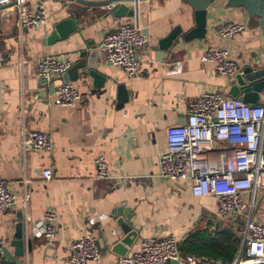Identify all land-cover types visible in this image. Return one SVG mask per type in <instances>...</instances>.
I'll return each mask as SVG.
<instances>
[{
	"label": "crops",
	"instance_id": "crops-1",
	"mask_svg": "<svg viewBox=\"0 0 264 264\" xmlns=\"http://www.w3.org/2000/svg\"><path fill=\"white\" fill-rule=\"evenodd\" d=\"M27 1L44 4L45 26L19 28L13 0H0L4 11H0V178L18 198L0 214V244L12 250L9 242L22 215L26 236L32 241L24 264H70L69 243L86 232L96 238L100 264H116L121 255L112 251V242L122 237L117 222L131 219L138 234L126 254L137 250L143 239L174 234L181 256L192 254L222 264L238 259L243 264H264V256L249 261L244 252L249 210L220 216L214 198L194 197L189 182L162 179L158 167L166 147L165 129L184 123L190 101L205 91L222 90L232 97L233 77L220 75L200 60L207 48L228 49L240 67H264V33L246 10L213 0L203 37L185 40L180 35L168 50H162L160 39L174 27L182 33L194 27L189 0H133L134 14L121 17L113 16L107 5ZM70 17L76 29L51 40L55 25ZM126 21L149 38L148 48L141 52L142 71L128 76L104 63L98 51L93 60L105 76L102 81L97 82L85 68L78 69V76L71 73L66 82L78 88L81 101L72 107L56 105L54 90L63 77L41 84L36 60L51 55L70 60L71 66L80 60L87 66L103 34ZM225 21L243 23L245 28L232 38L222 37L215 25ZM256 98L264 102V86ZM30 131L47 132L52 149L25 150L22 139ZM100 155L108 165L106 179H94V159ZM45 168L51 169V180L42 179ZM46 210L56 213L52 241L32 237L30 231L31 222ZM250 214L264 222V189L254 195Z\"/></svg>",
	"mask_w": 264,
	"mask_h": 264
},
{
	"label": "built area",
	"instance_id": "built-area-1",
	"mask_svg": "<svg viewBox=\"0 0 264 264\" xmlns=\"http://www.w3.org/2000/svg\"><path fill=\"white\" fill-rule=\"evenodd\" d=\"M12 6L19 28L37 29L48 22L41 1L31 5L27 0H13ZM111 6L107 5V8ZM244 28L243 23L232 21L215 25L216 32L226 38H232ZM148 45L149 38L142 29L126 21L114 31L104 33L97 50L102 53L104 63L117 66L132 77L142 71L141 52ZM200 60L226 77H233L240 69L226 48H207ZM71 64L64 57L46 55L36 60V75L48 82L54 77H62ZM54 94V103L62 107L75 106L82 99L78 88L66 81L55 88ZM165 137L166 147L158 159L160 177L189 182L194 197L214 198L220 216L243 214L249 210L243 237L244 252L249 261L261 260L264 256V222L253 219L250 212L254 195L264 189V102L252 104L240 97H229L222 90L205 91L189 102L184 123L165 129ZM22 146L28 151H49L52 139L47 132L30 131L23 136ZM94 166V179L109 177L103 156L94 159ZM41 176L44 181L51 180V169H43ZM17 199L0 178V214L12 208ZM55 221L54 211H44L40 219L31 222L32 237L54 240ZM89 260L100 264L101 254L96 238L86 232L70 241L68 262L87 264ZM172 260L178 264H222L219 260L192 254L181 256L174 234L141 240L137 250L121 256L116 264H170ZM234 264L243 262L238 259Z\"/></svg>",
	"mask_w": 264,
	"mask_h": 264
},
{
	"label": "water",
	"instance_id": "water-1",
	"mask_svg": "<svg viewBox=\"0 0 264 264\" xmlns=\"http://www.w3.org/2000/svg\"><path fill=\"white\" fill-rule=\"evenodd\" d=\"M82 4H97V5H112L110 8L111 13L115 17L121 16H132L134 11L130 8V4L133 0H72ZM213 0H189L190 4L194 8V27L189 31L182 33L180 27H174L165 37L160 39L159 47L162 50H168L173 42L177 39L178 36L185 40H188L193 37H203L206 31V19H207V9L210 6ZM226 3L229 6L233 7H243L249 18L259 26L264 33V0H226ZM1 13L3 9L0 8ZM76 29L74 18H66L60 20L55 25V32L51 36V40H56L66 36L69 32H72ZM98 54V50L94 49L89 54L88 65H85L83 60L78 61L73 64L63 75V80L68 81L69 74L73 76H78V69L85 68L88 71V74L95 78L97 82L102 81L105 77L97 69V63L93 60L95 55ZM86 52H82L81 56L84 57ZM71 77V76H70ZM73 79L75 77H72ZM261 78V79H259ZM234 84L231 86L229 94L232 97H240L244 101H249L252 104H261L257 101V92L261 87L264 86V67L259 69H253L249 66L240 67L239 71L233 76ZM259 79V80H257ZM41 84L45 83L44 79L40 80ZM54 86V85H53ZM243 87V88H242ZM243 92V96L240 93ZM122 211L121 208L117 209L116 212ZM132 215L133 211H130ZM129 212V213H130ZM124 215H127V211H124ZM118 226L122 233V237L119 239H114L112 242V251L115 253L124 256L127 252V248L132 245L135 238L137 237L138 230L132 227L131 219H122L118 220ZM9 246L12 250L4 247L0 244V252L2 259L0 264H24V256L32 248L31 238L26 236V223L22 215L18 217V223L15 230L14 237L10 240ZM170 264H178L177 261H170Z\"/></svg>",
	"mask_w": 264,
	"mask_h": 264
}]
</instances>
